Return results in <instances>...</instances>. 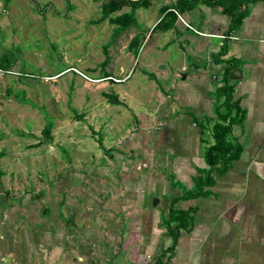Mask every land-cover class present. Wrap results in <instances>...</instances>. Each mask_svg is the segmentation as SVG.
<instances>
[{"label": "crops", "instance_id": "obj_1", "mask_svg": "<svg viewBox=\"0 0 264 264\" xmlns=\"http://www.w3.org/2000/svg\"><path fill=\"white\" fill-rule=\"evenodd\" d=\"M156 1L158 22L171 2ZM234 1L199 0L182 12L176 27L160 29L169 34L162 37L163 48L176 43L196 59L192 73L184 63L183 78L182 72L175 74L177 95L166 97L169 108L161 116L160 106L155 111L165 125L164 138L147 144L166 149L159 171L153 167L157 154L135 165L133 154L126 160L115 157L123 152L113 153L120 144L106 148L101 137L106 155L100 161L92 157L91 165L84 162L85 170L71 162L59 164L46 196L43 188L14 192L0 186V264H158V254L173 243L163 223L171 199L193 189V178L207 167L201 147L214 143L208 139L217 121L215 87L223 83L227 64L234 98L245 111L232 131L242 150L227 172L216 175L208 195L176 203L197 210L192 228L180 230L169 264H264V0H244L235 12L246 14L230 29L233 14L227 8ZM222 45L226 52L219 61ZM170 69L162 64L158 75L173 73ZM141 140L130 139L127 146L139 148ZM108 155L124 166L111 168ZM98 171H104L102 177ZM91 174L100 189L92 180V187L77 184V176ZM150 197L161 200L159 205Z\"/></svg>", "mask_w": 264, "mask_h": 264}, {"label": "rangeland", "instance_id": "obj_2", "mask_svg": "<svg viewBox=\"0 0 264 264\" xmlns=\"http://www.w3.org/2000/svg\"><path fill=\"white\" fill-rule=\"evenodd\" d=\"M70 2L71 7L68 0H0V61L9 57L14 63V72L0 71V152L5 154L0 159V186L14 192L43 188L46 196L59 164L71 162L85 170L84 162L91 165L92 157L100 161L106 155L99 145L101 137L106 148L120 144L113 153L123 152L115 157L126 160L133 154L135 165L149 162L157 154L153 167L158 169L159 163L164 164L166 149L147 144L164 138L165 125L158 121L157 109L160 106L161 116L169 108L166 97L177 95L174 79L176 73L182 72L183 78L187 72L183 64L188 73L193 70L196 58L192 54L189 58L176 43L163 48L162 37L169 34L160 28L153 31L161 20L157 22L161 13L156 0L148 8H138V25L115 38L116 25L108 20L95 22L101 17L102 0ZM127 11L129 7L114 15ZM134 37L138 44L129 49ZM106 55L111 58L106 70L117 77L130 73L127 80L94 82L82 74L103 77L101 63ZM162 64L174 75H158ZM150 72L157 77L148 76ZM112 92L124 104H113L107 95ZM47 123L53 125L51 139L43 132ZM140 137L139 148L127 146L130 139ZM208 140L214 142L213 135ZM206 148L203 143L202 158ZM106 158L112 161L111 168L124 166L117 158ZM103 174L98 171V176ZM77 177V184L92 187L93 181L94 189L101 188L92 174ZM150 203L154 204V198L150 197Z\"/></svg>", "mask_w": 264, "mask_h": 264}, {"label": "trees", "instance_id": "obj_3", "mask_svg": "<svg viewBox=\"0 0 264 264\" xmlns=\"http://www.w3.org/2000/svg\"><path fill=\"white\" fill-rule=\"evenodd\" d=\"M202 1V0H200ZM211 3L214 0H208ZM69 7H71V2ZM153 0H102L101 6V17L95 22H103L108 20L112 24L116 25L113 38L119 36L122 32L138 25L136 18V10L138 8H148L151 6ZM199 0H176L172 1L169 6L162 8V18L155 25V29L160 28L164 31L176 27V22L179 19L177 13L171 8H175L179 13L182 14L184 10L195 8ZM244 0H235L232 5L227 9L233 14L230 23V29H235L239 25L245 16V11L235 12L242 5ZM37 4V2L35 3ZM125 7H129L130 11L122 12L114 15L115 13L122 11ZM138 44V38L134 37L129 43V48L133 49ZM109 45L106 46V50ZM226 52L225 46L222 45V49L218 53L216 60L221 61L222 55ZM9 57H3L0 61V68L4 71H11L12 65L14 64ZM111 58L106 55L102 64L103 77L110 76L111 74L106 70L107 65L110 63ZM231 60H227L230 63ZM232 67L228 64L225 67L223 74V83L216 85L215 96L217 98L216 104V116L217 121L213 125L212 134L214 137V143L208 146L204 153V160L207 165L202 172L203 175H197L193 178V189H187L185 193L180 196L173 197L170 201L168 216L163 218V223L167 227V231L173 236V243L163 249L157 256L158 264H169L171 258V252L174 251L177 239L180 235L181 229H191V224L194 222V214L196 213V206H191L188 209H180L176 206V203L182 199H195L200 195H208L210 193V187L215 183L216 175H222L227 172L232 166L234 160L241 153V146L233 142V126L243 122L245 118V111L242 108L239 99L234 98L235 84L230 77ZM151 78H154L153 73H149ZM113 104H123L120 101L117 94H107ZM222 99V100H221ZM219 102V103H218ZM27 103V102H25ZM77 112V110H75ZM53 125L47 123L43 132L47 139H51ZM107 152H111L107 149ZM4 152L1 150L0 159L4 156ZM1 172V170H0Z\"/></svg>", "mask_w": 264, "mask_h": 264}, {"label": "built area", "instance_id": "obj_4", "mask_svg": "<svg viewBox=\"0 0 264 264\" xmlns=\"http://www.w3.org/2000/svg\"><path fill=\"white\" fill-rule=\"evenodd\" d=\"M170 2H172V1H176V0H169ZM172 10H174L176 13H177V15H178V17L182 20L183 18H182V14L181 13H179L178 12V10L177 9H175V8H171ZM189 26V25H188ZM0 71H2V72H4V73H9V72H14V71H4L3 69H1L0 68ZM85 77H87L89 80H91V81H94V82H99V81H103V80H106V79H111V80H113L114 82H116V83H120V82H123V81H125V80H127L129 77H130V73H128L126 76H124V77H117V76H113V75H110V76H107V77H100V78H95V77H89V76H87V75H85L84 73H82Z\"/></svg>", "mask_w": 264, "mask_h": 264}, {"label": "water", "instance_id": "obj_5", "mask_svg": "<svg viewBox=\"0 0 264 264\" xmlns=\"http://www.w3.org/2000/svg\"><path fill=\"white\" fill-rule=\"evenodd\" d=\"M158 200H159L158 198L154 199V204H153L154 206L157 205Z\"/></svg>", "mask_w": 264, "mask_h": 264}]
</instances>
